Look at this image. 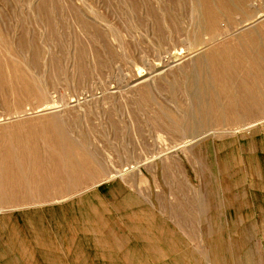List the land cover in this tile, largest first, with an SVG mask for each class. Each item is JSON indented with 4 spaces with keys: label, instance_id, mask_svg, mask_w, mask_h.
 Returning <instances> with one entry per match:
<instances>
[{
    "label": "rangeland",
    "instance_id": "rangeland-1",
    "mask_svg": "<svg viewBox=\"0 0 264 264\" xmlns=\"http://www.w3.org/2000/svg\"><path fill=\"white\" fill-rule=\"evenodd\" d=\"M226 1L0 0V145L19 130L36 134L60 127L69 141L91 154L95 169L81 173L74 185L42 186L40 192L33 175L25 172L26 178L11 187L13 165L0 146L7 170L0 214L68 201L113 180L150 194L154 188L173 187V181L182 185L178 169H186L197 188L189 194L204 222V248L197 245V258H202L196 264H264V112L252 117L237 111L241 118L228 114L224 124L207 126L191 110L199 97V60L205 61L209 48L264 20L263 14L244 22L251 16L248 12L264 9V0H249L246 8L239 0ZM207 4L219 10L215 18L220 35L214 43L209 42L212 33L204 30ZM168 52L175 54L166 68L162 59ZM251 63L239 64L250 69ZM157 70L143 91L131 89L136 78ZM257 79L240 80L250 85L248 90L264 91V80ZM35 84L46 92L45 98L35 92ZM105 91L111 95L103 99ZM141 94H148L147 101ZM243 96L220 100L243 102ZM77 100L80 106H75ZM45 107L55 109L34 114ZM38 145L42 151L43 143ZM43 152L37 155L41 161L37 156L22 160L21 169L44 162L41 178L47 183L57 178V166ZM172 158L176 165L168 163ZM121 169H128L124 176L105 177ZM70 175L66 182L74 179Z\"/></svg>",
    "mask_w": 264,
    "mask_h": 264
},
{
    "label": "crops",
    "instance_id": "crops-1",
    "mask_svg": "<svg viewBox=\"0 0 264 264\" xmlns=\"http://www.w3.org/2000/svg\"><path fill=\"white\" fill-rule=\"evenodd\" d=\"M178 172L182 185L150 194L113 180L68 201L1 213L0 264H196L203 216L189 194L197 188L186 169Z\"/></svg>",
    "mask_w": 264,
    "mask_h": 264
},
{
    "label": "bare ground",
    "instance_id": "bare-ground-1",
    "mask_svg": "<svg viewBox=\"0 0 264 264\" xmlns=\"http://www.w3.org/2000/svg\"><path fill=\"white\" fill-rule=\"evenodd\" d=\"M226 2H229V0ZM247 2H249V0H239V3L242 4L244 6V8L247 7ZM205 3H207V2H205ZM212 3L214 4V2H212ZM212 3H211V6H212ZM229 4H230V2H229ZM211 6L208 5V6H206L207 9L204 8L205 9V18H207V25L205 26L204 30H206L207 33L208 32L212 33L211 34L212 36H211V39L209 42L214 43V42L219 41L218 35H220V32L218 30H216V18H215L217 16L216 14L219 10L216 12L212 9ZM248 13H250L251 16L246 17L244 22H249L253 18L255 19V16H253V15H260V17H262V15L264 14V9H260V10H257L255 12L251 11ZM256 18H258V17H256ZM258 21L259 22L256 23L255 25L253 24L252 26H249L248 28L243 29L239 33V35L234 36L235 35L234 34L233 35L234 37L232 39H230L228 42H226V41L219 42L216 47L209 48L207 53H206V57L204 59L205 61L202 62L201 60H199V63L197 64V70H195L196 71V76H195L196 93L195 94L199 95L200 99L198 97V101L197 102L195 101L196 103H194L192 105L191 110L193 113L192 115L194 117L198 118L200 120V122H202L203 125L208 126V125H211L213 123H222L227 119L228 114H229V116L232 115L233 117L238 115L237 117L240 116V118H241V115H239V113L237 111H243L242 112L243 114L249 115L252 117L257 116L258 114L264 112V91H261L262 89H260V91H259V89L257 90V87H256L255 92L252 91L253 89L248 90L247 86L249 84L246 85V84H244L245 82L244 83L242 82L243 80H240V79L249 78V77H252L255 79L260 78V80H264V20H258ZM249 23H251V22H249ZM203 44L208 45V42L207 43L205 42ZM174 54L175 53H173V52H168L165 54L166 57H164L162 59V62L166 68H169L172 65L171 63H173L172 61H173V55ZM164 59H165V61H164ZM244 60H247V61L252 60L254 62L253 64L251 63L252 65L249 64L250 69H247L246 66L244 68L239 64L241 61H244ZM157 72H159V71L157 70V71H155V73L154 72L150 73L151 77L150 76L146 77L148 79L136 78L132 83H130L131 85H133V86H131V89H137V90L139 89V90L143 91L144 88L142 89V87H143L142 85L151 84L152 80L154 79L153 74L155 75V74H157ZM151 78H153V79L151 80ZM249 80H251V79H249ZM258 80L259 79H257V81ZM254 82L255 81H253V83ZM28 85L29 84H27V86ZM254 85H255V83H254ZM263 85H264V83H263ZM25 86L26 85H24L23 87H25ZM252 86H253V84H252ZM35 87H37L36 84H35ZM21 89L22 88H20V90ZM31 90H27V91L29 92ZM251 91H252V93H251ZM20 92L22 93V91H20ZM35 92H38L40 97H43V98L46 97V92L38 89V87H37V91H35ZM30 93H33V92L31 91ZM24 94H26V93H24ZM235 94H239V96L240 95L242 96V94H243V95H245V96H243V98L244 97H246V98H245V100H243V102L236 100V98H235V101L233 102V100L230 98L232 100V103L231 102L226 103V102H222L220 100V98H222V96H225V98L226 97L229 98L233 95L235 96ZM107 95H111V93H109V91L103 92V99ZM147 96H148V94H141V98L144 102L147 101V98H148ZM74 102H78V100L74 101ZM227 102H228V100H227ZM78 105H79V102L75 106H78ZM52 109H55V108H49L48 109L45 107V108L41 109L40 111H38L34 114H47V112L52 110ZM228 109L231 110V113H227V112H229ZM232 110L234 111V113L232 112ZM245 118H247V117H245ZM188 121H190V120H188ZM241 121H242V119H241ZM227 122H226V124L228 125L229 122L228 123ZM0 123H1V121H0ZM222 124H224V123H222ZM216 126H217V124H216ZM20 127H17V128H20ZM222 127H224V125ZM59 128L58 129L54 128L53 130H50V131H47V129H46L45 132H43L41 129H39V131H42V133H36L35 132L36 134H33V133L29 134V133H31V131L29 133L27 132L28 134H25L23 132L21 133L19 130L20 133L18 131H17L18 133L16 132L15 134H13L11 132L12 135H10L11 137L8 140H6V139H4L5 141L2 140L3 141L2 144L5 146L6 152L9 155L11 162H12V165H13V166L9 167L10 169L8 168L11 171L10 177H11V184L13 185L11 187H15V185H18L21 182V180L26 178L25 172H27V174L29 173V174L33 175L32 178L35 179V184L37 185V192H40L41 190H45V188L44 187L42 188V186L60 185L58 183H61V184L67 183L69 185H74V183H76V181H77L76 180L77 177L79 179V177L81 176V173L90 174V172H92V173L95 172V169L91 166V164L89 163L90 161L88 159L89 155H91V154L85 150H82L78 146L74 145L73 143H75V142L72 143V141H69L70 137H68ZM21 130H22V128H21ZM39 131L37 130V132H39ZM6 136H8V135H6ZM205 136H206L205 134L202 135L201 137L197 136V138H195L192 141L190 140L189 142L192 143L196 139H199V138H202ZM2 139H3V137H2ZM41 142L43 143V147H42L44 150L43 153H45V151H46V153L44 155H46L48 153V155L51 156V159L53 157H54L53 160L56 159V160H54L53 163H56V166H57L55 168L57 171V174H55V175H57V178L56 179H54V178L50 179L49 182H47V183L42 182V178H41L42 174L45 173V166H43V164H45V163L40 162L41 157L39 158L37 156L38 154H42L41 152L43 151V150L41 151V148L38 145V143H41ZM4 146L3 147L1 146V147L4 148ZM2 150H0V151H2ZM4 154H6V153H3L1 155H4ZM7 154H6V156H8ZM33 156H35V157L37 156L40 159V161H39L40 163L33 164V165L29 166L28 167L29 169H27L26 171L22 170L21 169L22 168L21 166L23 165L22 160L27 159L28 157H30V159H31V158H33ZM1 157H4V156H1ZM0 160H4V159H0ZM43 160H44V158H43ZM49 160H47V161H49ZM6 161H8V158L6 159ZM32 161H33V159H32ZM15 164H17L16 168L14 167ZM31 164H32V162H31ZM4 165L5 164L2 161H0V175H1L0 187L3 184L2 178L4 176V173L7 172L6 167ZM28 165L29 164H27V166ZM53 167H55V166H53ZM12 170H16L17 172L14 173V171H12ZM127 170L128 169L115 170L114 172L106 173L105 177L112 178L115 176H124L126 174ZM69 175H70V178H71V176H74V179L66 182L65 180H66V178L69 177ZM37 177H38V179H37ZM12 190H13V188H12ZM11 195H14V193H11Z\"/></svg>",
    "mask_w": 264,
    "mask_h": 264
}]
</instances>
